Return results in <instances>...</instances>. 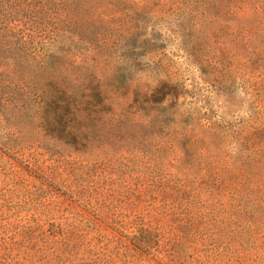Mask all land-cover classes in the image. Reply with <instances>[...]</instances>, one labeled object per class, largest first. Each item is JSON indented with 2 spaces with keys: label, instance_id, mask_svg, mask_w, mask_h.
I'll use <instances>...</instances> for the list:
<instances>
[{
  "label": "trees",
  "instance_id": "obj_1",
  "mask_svg": "<svg viewBox=\"0 0 264 264\" xmlns=\"http://www.w3.org/2000/svg\"><path fill=\"white\" fill-rule=\"evenodd\" d=\"M192 2L212 13L179 19L227 25L230 17L242 19L248 59L257 54L264 61V0ZM150 3L178 6L179 0H145L142 7L130 0H0V149L18 157L38 147L56 166L87 161L89 148L116 138L119 147L134 150L119 157L134 174L130 241L136 250L161 264H264V138L255 133L250 147L227 160L193 150L210 141L185 129L169 143L181 153L163 168L159 155L140 150L146 142L160 148L162 141L137 137L127 115L113 119L114 109L100 103L99 47L111 48L106 38L115 35L114 23L133 29L132 15ZM255 40L258 48L251 46ZM87 45L94 50L90 66ZM25 161L28 166L31 157ZM49 173L51 184L60 179L54 168ZM74 195L83 200L81 192ZM57 238L43 239L39 261L54 252Z\"/></svg>",
  "mask_w": 264,
  "mask_h": 264
},
{
  "label": "rangeland",
  "instance_id": "obj_2",
  "mask_svg": "<svg viewBox=\"0 0 264 264\" xmlns=\"http://www.w3.org/2000/svg\"><path fill=\"white\" fill-rule=\"evenodd\" d=\"M130 1L142 7L145 0ZM190 1L138 8L132 15L135 27L126 32V24L114 23L115 35L106 38L113 42L111 48L99 47L98 52L100 103L114 109L113 119L127 115L135 135L162 141L160 148L146 142L140 150L159 155L163 168H169L167 158L181 153L169 143L185 129L210 141L206 146L194 145L193 150L227 160L250 147L255 133L264 138V61L257 54L248 59L242 19L230 17L232 27L179 19L178 15L201 19L212 13L202 5L192 8ZM259 41H253L252 48H258ZM86 53L90 66L94 50L87 45ZM88 153L87 161L68 159L53 166L51 157L38 147L18 157L0 149V261L161 264L130 241L134 174L119 155H132L134 150L119 147L112 138L107 146H92ZM53 168L60 179L51 184ZM76 191L83 200L75 199ZM87 195L89 204L84 203ZM161 230L166 233L167 227ZM52 234L58 237L55 250L39 261L43 239H51Z\"/></svg>",
  "mask_w": 264,
  "mask_h": 264
}]
</instances>
